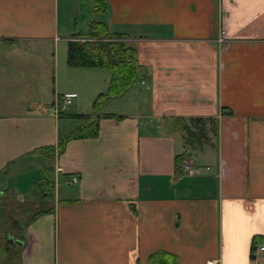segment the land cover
<instances>
[{
    "label": "crops",
    "instance_id": "crops-1",
    "mask_svg": "<svg viewBox=\"0 0 264 264\" xmlns=\"http://www.w3.org/2000/svg\"><path fill=\"white\" fill-rule=\"evenodd\" d=\"M81 6L0 0V184L46 206L14 264H264V0H105L145 75L98 110L114 71L69 62ZM192 119L212 129L189 146Z\"/></svg>",
    "mask_w": 264,
    "mask_h": 264
},
{
    "label": "trees",
    "instance_id": "trees-1",
    "mask_svg": "<svg viewBox=\"0 0 264 264\" xmlns=\"http://www.w3.org/2000/svg\"><path fill=\"white\" fill-rule=\"evenodd\" d=\"M92 3L96 11H104L105 0H92ZM96 24L105 26L103 22H96ZM92 26L93 24L91 23L87 33L76 35V38L83 39L82 42L76 38L69 41L68 60L75 66H109L113 69L112 92H110V94L99 95L93 103L95 110H98L109 98L119 96L130 86L136 84L145 74L137 62L136 50L126 46L124 42L126 36L124 34L110 32L106 27V30L103 32L101 30L94 31L93 29L95 28ZM90 38L93 39L89 41ZM118 70H121L124 74L119 80L117 78ZM89 118L86 119L88 120L87 122H85L86 120L84 121L86 127H81L80 132L78 131L72 136H81V133L86 132L88 128L91 134H97L96 122ZM191 122H194V124L184 123L183 130L185 132L183 131V133L185 142L188 144V141L192 140V146H194L195 143H198L200 140L199 136L205 135L207 128L201 119H192ZM211 124H213V122H211ZM197 137H199V140L196 139ZM65 140L66 138H60L56 149L54 147L51 148L52 151H57L58 153L62 152L64 150ZM53 183L52 179L46 177L43 181V185L38 186V188H41L40 191H42V193L39 194L42 196L49 195Z\"/></svg>",
    "mask_w": 264,
    "mask_h": 264
},
{
    "label": "rangeland",
    "instance_id": "rangeland-1",
    "mask_svg": "<svg viewBox=\"0 0 264 264\" xmlns=\"http://www.w3.org/2000/svg\"><path fill=\"white\" fill-rule=\"evenodd\" d=\"M90 5L91 3L89 0H82V6H81L82 11L81 9H80L81 12L78 11V16L76 18V21L79 24L80 18L82 17V15L89 14L90 15L89 19L90 21L92 20L91 23L93 24L92 27L95 28L93 30L94 31L101 30L103 32L104 30H106L105 29L106 25L100 26L96 24V22H101L100 21L101 14H99V11L95 10L94 5H91L92 8H90ZM76 39H80V38H76ZM92 39L93 38H90L89 41H91ZM18 50L22 51V49H18ZM117 72H118L117 78L119 80L120 78H122L124 74L121 72V70H118ZM183 128H184V122H182L180 125L181 131H184ZM206 128L212 129L210 124L206 125ZM209 136L212 137L211 134H209ZM201 139L204 140L203 138ZM188 142H189L188 143L189 146H191L192 140H189ZM187 149H189V147H187ZM55 153L58 154L57 151H55ZM190 153L192 154V152ZM50 154L51 152L49 150L48 155ZM47 161H48V164L52 162L51 159H48ZM50 168L48 170H50ZM48 177L52 179V177H50L49 175ZM14 180L15 178L12 177V181ZM0 181H1V177H0ZM54 183H56V180H54ZM54 183H53V186L51 187L53 189V193L55 191ZM0 191L3 192L2 195L0 196V264H14V260L17 258L16 254H12V252L10 254L7 252V248L10 249V246H11V244L8 242V240L10 239V236L12 237L15 235L20 236L22 234V231L24 230V225L22 224H24V222L29 219L31 214H33L36 211L45 209L46 206L42 202H36L35 197L38 194L36 191H34L30 195L26 194L24 196L23 195L19 196L18 194L11 192L12 188L7 183L0 184ZM16 249H15V252L17 251Z\"/></svg>",
    "mask_w": 264,
    "mask_h": 264
},
{
    "label": "built area",
    "instance_id": "built-area-1",
    "mask_svg": "<svg viewBox=\"0 0 264 264\" xmlns=\"http://www.w3.org/2000/svg\"><path fill=\"white\" fill-rule=\"evenodd\" d=\"M72 103H73V98L71 96L63 95L60 98V101H57L55 103V106H54L55 114L58 116L59 114L64 113L66 110L69 109V107L72 105ZM186 168L187 167H185V169ZM76 180H77L76 177H73V176L69 178L70 183H75ZM261 249H263V247H261ZM207 264H215V261H210Z\"/></svg>",
    "mask_w": 264,
    "mask_h": 264
}]
</instances>
